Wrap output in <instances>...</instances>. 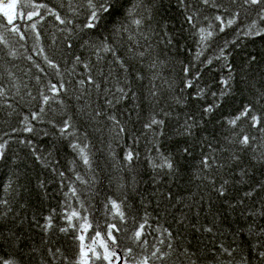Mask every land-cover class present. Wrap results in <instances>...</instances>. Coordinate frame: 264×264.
Here are the masks:
<instances>
[{
    "label": "snow or ice",
    "instance_id": "obj_1",
    "mask_svg": "<svg viewBox=\"0 0 264 264\" xmlns=\"http://www.w3.org/2000/svg\"><path fill=\"white\" fill-rule=\"evenodd\" d=\"M49 17L51 55L40 30ZM185 33L196 45L191 64L174 60ZM27 40L31 55L19 51ZM258 40L264 0H0V60L30 65L21 70L28 80L0 72V111L19 125L0 135V162L11 168L0 184V229L12 224L0 230V264H264V52H246ZM209 49L215 54L201 60ZM177 62L180 85L169 78ZM204 70L215 74L201 86ZM237 96L240 107L227 113ZM12 134L60 182L63 199L47 214L51 181L40 176L37 211L29 218L14 207L33 181L21 175L27 165ZM33 137H50L48 148ZM197 148L198 163L186 168ZM62 149L72 155L71 182L54 155ZM105 151L117 192L104 197L101 223L92 193L102 174L95 157Z\"/></svg>",
    "mask_w": 264,
    "mask_h": 264
},
{
    "label": "trees",
    "instance_id": "obj_2",
    "mask_svg": "<svg viewBox=\"0 0 264 264\" xmlns=\"http://www.w3.org/2000/svg\"><path fill=\"white\" fill-rule=\"evenodd\" d=\"M44 2L49 3L50 6H58L61 3V0H44ZM61 11H66V9H61ZM173 16H176V13L173 12L172 13ZM119 19V18H117ZM48 22L44 23L41 27V31L44 33L43 37H42V45L45 48V50L48 52L49 55H51L52 52V48H51V44H52V40H51V33L54 32L56 29L53 25H55V21L49 17L47 18ZM179 22V17H177V19L175 20H171L169 21L170 26L172 27H176L178 25ZM111 27V25L109 26ZM101 33L103 35H107L106 32H104L103 29H101ZM221 36H223V34H221ZM185 39L182 40V46L185 49L184 51L181 52V54L179 55L178 58L174 57V60L177 61H182L183 63H194L193 61V53L196 51V45L193 42V39L191 37H188V34L185 33ZM225 39H230V36L224 37ZM19 43H23L24 44V48L19 49V51L21 52H25L26 54L31 55L32 54V44L33 41L31 40H27V41H23V42H19ZM247 41H243L242 44H246ZM17 47L19 48V45L17 44ZM188 49H191V51H188ZM264 52V43L260 42L259 40L256 42L255 45H249L246 49V52ZM175 50L173 49V52ZM237 53H240L241 55H243L244 53L241 52V48H236L233 51V55H236ZM215 54L213 49H209L205 52L204 56H202L200 59L203 60L205 59V57H209V56H213ZM34 60H36L38 63H41V65L43 66V61H42V57L39 55H34L33 56ZM59 58V57H57ZM15 64L18 67L17 68H13L12 65ZM0 65H2L3 67H0V72H3V68H7L10 71H13L16 73L17 76H20L22 79L28 80L27 77H23L22 75V69H25L27 67H29V62L25 59H23L22 57L17 58L16 60H12V61H7L6 58L3 60H0ZM62 66H64L62 64ZM181 67L182 65L177 62L175 63V67H173L172 65H169V72H170V76L169 78L174 79L175 83L177 85H180L181 83V77L183 76V73L181 71ZM219 72V67H216V73ZM32 74L36 75L39 73H36V70L33 68L32 69ZM215 73L208 71V70H204L202 72V76L203 79L201 80V86H203L206 82H211L212 77ZM6 75V74H5ZM48 78L51 77H44L42 75V80H44L45 82L47 81ZM5 83H8V80L5 79L4 80ZM55 82V80H54ZM30 87H32L33 92L36 91V88L38 87L35 83V80H31L30 81ZM241 101H242V97L237 96L236 102L232 107L227 108L225 111L227 113H232L234 112L237 108L240 107L241 105ZM31 110V106H28L26 108L23 109V111L27 112ZM217 115H220L219 113ZM133 119H135V117H133ZM18 123H17V118L16 117H12V118H7L5 116V112L4 111H0V135H3V133L6 132H10L12 127H18ZM39 127L44 128L45 130L51 132V129L48 125H40ZM137 127H139V125H137ZM212 127H217L216 125H209V128ZM217 131H223V129H219L217 127ZM5 139H8L9 137L5 136ZM20 137L16 134H12V143H11V148L14 151H17L21 154L22 157H25L24 163L27 165L26 169H21V175L24 171H27L28 176L30 178H32L33 181V185L30 188V192L31 194H29V192H24L22 196H15V203H14V207L16 208V210H19L21 212V215H27L29 218L31 217V215L37 211V208L40 207L41 205V200L38 198L37 196V192L35 189V177L40 176L41 178L50 180L51 183L48 184V198L43 200V207L45 210V214H47V209L50 207H57L59 204V201L63 199V194L60 191V182L58 180H56L52 173L49 171H45L44 169H42L39 165H35L33 163L32 160L28 159L25 156L26 150L23 148V146L18 145L16 143V141L19 139ZM34 140H37V142L40 144V146L42 148H48V142L50 137H46L43 138L42 140L40 138H36L33 137ZM97 147L99 148L100 145L97 144ZM171 147V144L169 143L168 145H166V148ZM115 152L117 154V156H121L122 155V151L121 148L119 147H115ZM139 151L141 152L142 156L145 153L146 149L144 147V143L142 142L139 145ZM200 153V149L197 148L196 152L194 153V158L191 159L189 162L186 163V168L189 169H193L194 166L198 163V160L195 157H198ZM9 155H11V153H9ZM56 155V158L59 160V168L60 170L65 171L66 173V182H71L72 180L75 179L74 175L72 172H70L68 170V162L69 160L72 158L71 153L67 150V149H62L58 154H54ZM95 159L99 162V168H98V172L102 173L101 175H99L96 185H95V190L92 193V201H93V205L94 207L97 209L93 215L95 217V219L97 221H100L101 223L104 220V211H103V204L102 201L104 200V197L107 195H115L117 192V189L115 187V184H110L109 182V174L113 171L109 165L112 163L111 159L107 157L106 155V151H105V155H101L100 153L96 154ZM81 173L83 174L84 169L81 166L80 168ZM141 174H142V178L146 181L147 177H148V173L147 171H145V167L142 166L141 169ZM11 172V168H5L2 166V162H0V184L6 183L8 178H9V174ZM21 184H25L26 181L21 178L20 180ZM145 187H147L148 185L145 184ZM77 187H83L81 185L78 184L77 182ZM65 191L67 190V188L64 189ZM4 195H6L5 193H3L2 188H0V197H3ZM43 196V193H41V197ZM25 203L26 207L24 209H19V203ZM72 203L75 205V201L73 200ZM9 227H12V224L10 221H6L4 222V227L0 230H5ZM25 227H27V224H25ZM37 241L39 240V236L34 237ZM55 239V238H54ZM64 238L61 236L59 237V241H62Z\"/></svg>",
    "mask_w": 264,
    "mask_h": 264
}]
</instances>
